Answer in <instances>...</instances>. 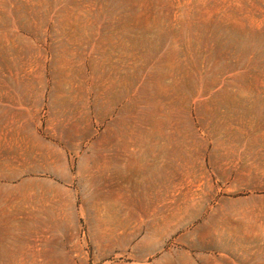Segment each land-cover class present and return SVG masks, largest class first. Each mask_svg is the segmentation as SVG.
<instances>
[{"label": "rangeland", "instance_id": "obj_1", "mask_svg": "<svg viewBox=\"0 0 264 264\" xmlns=\"http://www.w3.org/2000/svg\"><path fill=\"white\" fill-rule=\"evenodd\" d=\"M0 264H264V0H0Z\"/></svg>", "mask_w": 264, "mask_h": 264}]
</instances>
